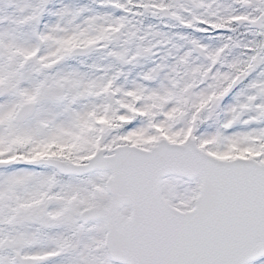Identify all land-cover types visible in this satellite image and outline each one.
<instances>
[{"label":"snow or ice","instance_id":"snow-or-ice-1","mask_svg":"<svg viewBox=\"0 0 264 264\" xmlns=\"http://www.w3.org/2000/svg\"><path fill=\"white\" fill-rule=\"evenodd\" d=\"M0 264H264V0H0Z\"/></svg>","mask_w":264,"mask_h":264}]
</instances>
